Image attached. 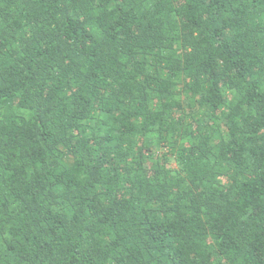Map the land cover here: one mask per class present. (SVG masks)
Returning a JSON list of instances; mask_svg holds the SVG:
<instances>
[{
  "label": "trees",
  "instance_id": "16d2710c",
  "mask_svg": "<svg viewBox=\"0 0 264 264\" xmlns=\"http://www.w3.org/2000/svg\"><path fill=\"white\" fill-rule=\"evenodd\" d=\"M0 264H264V0H0Z\"/></svg>",
  "mask_w": 264,
  "mask_h": 264
}]
</instances>
